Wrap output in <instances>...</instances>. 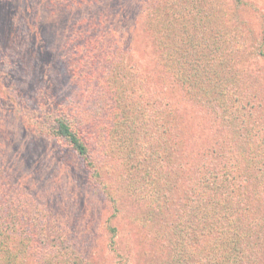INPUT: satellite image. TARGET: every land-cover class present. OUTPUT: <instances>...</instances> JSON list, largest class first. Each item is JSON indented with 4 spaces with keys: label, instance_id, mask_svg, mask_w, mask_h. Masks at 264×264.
Listing matches in <instances>:
<instances>
[{
    "label": "rangeland",
    "instance_id": "374dc122",
    "mask_svg": "<svg viewBox=\"0 0 264 264\" xmlns=\"http://www.w3.org/2000/svg\"><path fill=\"white\" fill-rule=\"evenodd\" d=\"M161 33L183 35L190 85L228 97L220 130L234 134L235 173L258 196L245 225L220 211L235 221L229 254L214 253L210 230L199 250L183 236V140L199 146L210 118L156 79ZM156 93L181 113L176 128L130 125ZM263 210L264 0H0V264H183V252L186 264H264Z\"/></svg>",
    "mask_w": 264,
    "mask_h": 264
},
{
    "label": "trees",
    "instance_id": "16d2710c",
    "mask_svg": "<svg viewBox=\"0 0 264 264\" xmlns=\"http://www.w3.org/2000/svg\"><path fill=\"white\" fill-rule=\"evenodd\" d=\"M175 23L182 24L183 20L175 19ZM162 34H160L161 36L154 35L151 38L155 45L154 48L153 46L151 47V66L156 73V79H161L162 84H166L164 87H169L170 90L179 88L182 93V101L184 91V98L191 105L200 108L203 116L210 118L208 131H211V136H206L199 146L191 151H185L187 149L183 140V236L186 235L189 240L188 246L192 242L199 250L196 242H201V239H204V235L208 234L210 230V233L214 236L213 240L216 245V247H213L214 253L223 250L222 252L229 254L228 247H230V243L227 241L228 237L224 229L229 225L232 226L231 223L235 221L228 219L225 214L221 215L220 211L229 212V214L230 211L235 212L236 215H233L234 219L235 217L236 219L239 218L240 221L242 220V224L245 225V222L248 221L246 220L247 216H252L254 213L252 200L258 196L252 191L253 187L249 186V174L242 172V176H237L238 173H235L238 165L233 159L235 154L233 149L238 148L233 143L235 141L232 140L234 134L230 133V135L226 131L222 132L220 130L221 125L229 128L230 119L228 117L232 116L231 113L224 114L218 111L221 108V101L226 104L228 97L224 95L219 98V94L217 97L212 96L213 94L205 90L204 87L193 84L198 79L199 69L197 68L189 70L190 77L193 80V85H190V81L186 78L187 75L183 71L184 64L179 61L183 57V35ZM176 64H180V70H178ZM183 80H185L188 90L183 88V85H186ZM156 96L157 93L153 100L154 103L149 109H146L145 104L135 106L138 107V109H135L137 117H133L134 119L130 120V125L138 126V124H141L143 128L157 127L158 120L164 119L169 125H172L173 130L176 128L181 113L177 109H174L172 101H165ZM165 106L171 108L172 111L166 114V111L163 109ZM68 124L64 120H59L58 134L68 142L79 157L86 162L87 166H90L85 143L77 135V132L71 130ZM244 133L248 136L250 135L248 132ZM201 136H204V134L202 133ZM170 137L175 139L173 135H170ZM230 141H233L232 148L228 146ZM175 146V142L173 141L167 154L168 158L174 157L175 149L173 148ZM136 157H142V153L138 151ZM199 208H201V211ZM217 216L218 219L215 221L214 219ZM262 220L264 221V216ZM237 233L242 235L243 230H237ZM254 237L256 238L257 236L254 235ZM1 245L6 246L4 244ZM219 245L220 247H218ZM253 248L255 253H258V246ZM232 250L237 252L236 247H233ZM187 258V254L183 252V264H186ZM227 258L230 261L232 260L230 255ZM171 264H173V257ZM209 264H215V261L212 259V262H209ZM216 264L219 263L217 262ZM238 264L241 263L238 261Z\"/></svg>",
    "mask_w": 264,
    "mask_h": 264
}]
</instances>
